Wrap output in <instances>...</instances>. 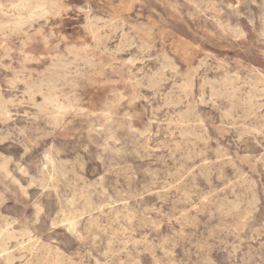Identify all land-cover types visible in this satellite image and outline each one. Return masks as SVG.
Instances as JSON below:
<instances>
[{
    "label": "rangeland",
    "instance_id": "1",
    "mask_svg": "<svg viewBox=\"0 0 264 264\" xmlns=\"http://www.w3.org/2000/svg\"><path fill=\"white\" fill-rule=\"evenodd\" d=\"M0 264H264V0H0Z\"/></svg>",
    "mask_w": 264,
    "mask_h": 264
},
{
    "label": "bare ground",
    "instance_id": "2",
    "mask_svg": "<svg viewBox=\"0 0 264 264\" xmlns=\"http://www.w3.org/2000/svg\"><path fill=\"white\" fill-rule=\"evenodd\" d=\"M27 3H28V2H27ZM29 5H30V4H29ZM16 6H17V5H16ZM18 6H19V7H20V6H23V7H26V8H27L28 5L25 4V3H23V2H20V1H19ZM30 6H31V5H30ZM26 8H25V9H26ZM26 10H27V9H26ZM32 10H33V8H31V9L28 8V14H31V13H32V12H31ZM21 16H22V15H20V17H21ZM54 63H55V61H54ZM54 63H53V64H54ZM50 70L52 71V69H50ZM47 77H48V76H47ZM50 88H54L53 83L50 84ZM39 90H40V89H39ZM42 90H43V89H42ZM161 144H162V143H161ZM35 165H36V164H35ZM62 166H63V165H62ZM63 169H65V168H63ZM160 191H161V190H160ZM157 193H158V192H157ZM158 197H159V196H157V198H158ZM159 200H160V199H159ZM148 202H149V201H148ZM187 212H188V211H187ZM166 215H167V214H166ZM238 226H239V225H238ZM234 232H235V231H234ZM237 232H238V231H237ZM215 234H216V233H215ZM212 237H213V236H212ZM214 237H215V236H214Z\"/></svg>",
    "mask_w": 264,
    "mask_h": 264
}]
</instances>
